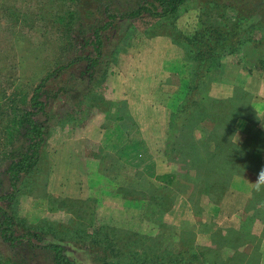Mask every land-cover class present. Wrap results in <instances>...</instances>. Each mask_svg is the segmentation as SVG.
<instances>
[{"label": "rangeland", "instance_id": "374dc122", "mask_svg": "<svg viewBox=\"0 0 264 264\" xmlns=\"http://www.w3.org/2000/svg\"><path fill=\"white\" fill-rule=\"evenodd\" d=\"M145 1L148 0H0V116L3 110L8 114L4 117L5 121L11 119L10 115L13 112L7 103L12 96L16 99L20 109H29V100L34 88L45 76L58 67L74 60L80 54L90 53L91 56H96L93 45L95 29L108 21L111 15L128 12L136 8L138 3ZM207 2L208 0H188L181 7L179 14L171 19V22L143 16L136 19H119L117 20L119 23L117 29L111 25L110 28L104 30L103 37L111 35L112 40H106L100 59V63H102H99L98 66L103 67L106 60L109 59L112 72L107 75V79L103 83L105 87H96V91L101 92L109 99L111 95H115L113 92L119 93L126 83H129L126 85H129L130 88L140 90L139 86L132 83L142 80L141 77L146 75L147 79H144L141 84L145 85L149 82L153 84L147 93L156 94L157 102L164 107H168L170 104L176 109L179 104L188 103V99L191 98V96L185 97L189 85L193 84L195 74L207 83L205 86L197 83L192 85L193 93L198 90L202 92L200 97L207 93L210 99L225 100L247 90L251 100L243 105L241 109L243 117L236 118L234 123L236 130L231 136L237 144L247 143L256 130L261 129L264 132V72L251 67L244 60L240 61L242 57L239 55L225 54L219 58L221 62L219 66L210 70L209 74H205L204 68L196 69L198 65L191 60V54L198 55L200 51L202 54L207 48V44L204 43L213 44L212 38L206 39L207 37H205L192 51L187 41H174L171 35L162 32L170 30L173 21L174 26L180 32L191 38L198 37L199 34L207 35L210 33V30L204 32L207 28L204 23L206 10L204 6ZM257 5L264 7V0L258 1ZM195 9H199L198 17L192 11ZM122 34H124L123 42H119ZM260 34L257 33V37H260ZM107 52L111 53L107 54ZM205 60L206 58L200 60L199 64H204ZM86 64L85 61L81 62L82 68L86 67ZM97 68L93 67L90 73L84 74L83 78H85L86 84L83 85V91H91L93 86L102 84ZM78 74L79 68L77 64H74L70 70L66 71L65 77L70 81L71 77ZM167 84L170 85L166 86ZM70 85L75 87L74 84ZM82 90H80V94L75 93L74 90L66 98H60L55 105L53 115L50 113L45 119L49 145L47 167L44 172L36 174L33 176L34 178H27L25 185H21L18 197L12 204L5 200L0 201L1 206L10 212L14 211L16 215L26 220L27 226L22 224L23 227L19 226V230L39 229L44 237V243L64 244L66 252L75 260L76 264H95L93 257L97 251H100V248L89 241L90 234L95 232V225L100 222H108L125 228L141 229L146 227L148 219L152 218L151 215H147L149 203L160 202L154 195L157 194L163 196L162 199L168 204H171L174 198L172 207L161 215L164 222L175 229L187 231L188 237L193 234L195 244L202 248L216 244L222 245V242L225 244L230 228L244 233L250 232L251 220L244 216L247 203L235 226L219 224L213 215L208 216V223L200 228L193 227V223L189 220L181 225H175L167 221L165 216L173 208L177 196L173 197L171 192L159 189L163 185L156 179V176L154 180L129 181V173L125 167L118 164L119 161H116L115 158L108 159V162L111 163L112 170L118 172L115 177L118 182L112 178L113 175L109 177L94 173L96 168L89 163L87 150H93L96 155L100 152V146L105 144L103 139L107 134L106 128L99 127L97 122L101 123L103 120H100V116L106 113L100 108L93 109L91 115L85 113L89 105L86 106L84 103L86 97ZM167 92L173 94L167 96ZM81 94H83L82 99ZM173 97L177 98V103L174 101L168 103L167 99H173ZM220 106L223 107L224 104L220 103L216 107L210 106L212 108L205 112L218 110ZM229 108L227 106L225 109L229 110ZM173 110L164 111L169 122ZM16 113L21 114L22 111H16ZM85 116H89V118H85ZM251 119L255 121L253 122ZM0 120L3 121V117ZM203 121L205 126L196 130L199 138H204L207 128L214 125L209 117ZM186 123L187 120L178 119V128H174L172 131L181 137L183 135L181 128ZM227 124L231 126L229 123ZM0 125L2 124L0 123ZM2 130L3 128L0 126V195L10 192L7 167L11 162L12 155L23 150L26 144L23 128L19 131L20 133L15 134L14 144L1 143L5 137ZM216 130L225 131L223 127L221 129V126ZM226 130L228 132L229 128ZM262 135L264 137V133ZM71 147L77 155L76 162L78 163L75 167L72 166L73 156L68 152ZM164 158L166 160L165 156ZM262 168H264V151L261 165L257 166L256 170L260 171ZM73 171L80 175L83 172L84 181L81 176L78 181H74ZM256 174H238L233 177L232 181L235 178L249 179L250 185L253 186L257 179ZM126 183H134V187H129V185H125ZM155 186L158 189L154 188ZM253 189L249 193V198L253 195ZM127 193L135 194L138 200H131V195L129 194V196ZM227 193L221 199L217 198L216 201L210 199L209 196H200L199 202L196 201V205H191L196 218L200 217L208 208L202 206V199L221 204ZM50 196L53 197L50 198ZM142 197L151 199L146 200ZM63 198L77 199L80 202L68 201L67 204H62L60 200ZM257 201L252 199L249 201L252 208L247 212L253 213V206ZM52 204L60 207L50 209ZM208 204L206 205L208 206ZM259 207L260 209L264 208V203ZM1 218L0 214V220ZM71 221L78 223L76 225L81 230V234L78 235L69 229L67 240H61L59 236L51 233L53 229L47 228L48 224L51 225L49 222L69 224ZM80 223H84V225ZM39 224L42 226L37 228ZM200 231L203 233L202 237L198 235ZM252 232L256 237L250 236L252 240L249 241V238L244 235V238H241L240 244L242 245L238 252L226 257L228 264L229 259L234 255H237L240 264H261L264 255V223L260 219L255 221ZM61 235L65 236L63 233ZM220 236H224V238L226 236V238L219 241L218 237L220 238ZM249 250L251 252L248 253ZM240 253L247 254L248 257L246 258V255L241 257ZM0 256L14 261L22 260L24 264H52L51 252L32 250L25 244L14 247L5 242L1 234ZM239 260L243 261L239 262Z\"/></svg>", "mask_w": 264, "mask_h": 264}, {"label": "trees", "instance_id": "16d2710c", "mask_svg": "<svg viewBox=\"0 0 264 264\" xmlns=\"http://www.w3.org/2000/svg\"><path fill=\"white\" fill-rule=\"evenodd\" d=\"M187 1L148 0L138 3L136 8L128 12L111 15L108 21L95 29L93 45L96 56H91L90 53L80 54L74 60L63 64L45 76L34 88L29 100V109H20L14 96L9 99L7 106L11 108V112L14 114L11 113V119L5 121L4 117L8 114L2 110L0 118L3 117V121L0 120L2 124L0 126L3 128L2 132L5 137L1 143L14 144L15 134L23 128L26 144L23 150L11 157V162L7 167L11 190L4 195H0V201L5 200L12 204L18 197L21 185H25L26 179L44 172L47 167L46 159L48 158L49 145L45 119L48 118L50 113L53 115L55 105H57L56 103L60 98H66L74 90L77 94L81 93L80 90L86 84V80L83 78L84 74L90 73L93 67H98L96 70L101 76L102 84L93 86L91 91L82 90L84 97H86L84 103L86 106L89 105L88 108L86 107L85 113L91 115L93 109L98 108L107 113L113 106L114 101L96 91V87H105L103 83L107 79V75L112 72L109 59L106 60L103 67L98 66L104 52L106 40H112L111 35L103 37L102 32L110 28L111 25L117 29L119 27L117 20L119 19H136L150 16L171 22V19L179 14L181 7ZM258 1L260 0H208L204 6L206 9L204 23L207 26L204 32L210 30L207 35L199 34L198 37L191 38L180 32L174 26L173 21L170 30L162 32L171 35L174 41H187L192 51L198 47V42L205 39V37H207L206 39L212 38L214 40L213 44L204 43L207 44V48L202 54L201 51L198 55L191 54V60L198 65L196 69L199 67L204 68L205 74H209L210 70L219 66L221 63L219 58L225 54L239 55L242 57L240 61L244 60L251 67L264 72V7H258ZM257 33H261L260 37H257ZM123 38L124 34H122L119 42H123ZM205 58L204 64H199L201 63L200 60ZM83 61L87 64L86 67L82 68L81 62ZM74 64H77L79 74L71 77L69 81L65 77L66 71L70 70V67ZM198 77L195 74L193 84L189 85L185 97L189 98L191 96L188 103L179 104L170 116L169 132L163 154L167 161L177 165V169L173 173L158 174L156 176V179L163 185L159 189L162 188L171 192L173 197L176 193L189 195L192 206L196 205V201L199 202L200 196H209L210 199L215 201L218 200L217 198L221 199L227 193L235 175H250L251 173H257L256 175H258L259 171L256 170V167L261 165L264 151V137L262 135L264 132L261 129L256 130L247 143L237 144L231 137L236 130L234 124L236 118L243 117L241 110L243 105L251 100L248 91L239 92L237 95L225 100L210 99L207 93L200 97L202 92L198 90L195 92L196 94L193 93L192 85L197 83L205 86L207 83L201 77ZM70 84H74L75 87ZM83 94H81V99ZM81 99L80 103L82 102ZM220 103L224 106H220L218 110L205 112ZM227 106L230 107L229 110L225 109ZM16 111H22V113L17 114ZM206 117H209L214 125L207 128L204 138H199L196 130L205 126L203 120ZM85 118H89V116H85ZM178 119L187 120V123L181 128V131L183 130L181 137L172 131L174 128H178ZM251 121L254 122L255 120L251 119ZM227 123L231 126H228ZM220 126L225 131L216 130ZM226 127L229 128L228 132ZM129 194L127 193V195ZM130 195L131 200H138L135 194ZM154 195L157 196L155 197L160 202H157V204L149 203L147 215H151L152 218L148 219L146 227L141 229L125 228L108 222H100L95 225L94 234L89 236V241L100 248V251H97L93 257L95 264H228L226 257L238 252L242 245L240 244L241 238H244V235L249 238V241L252 240L251 237H256L252 232L255 221L260 219L264 223V208L260 209L259 207L264 203V191L256 192L253 189V195L245 202L247 204L244 209V216L252 223L249 224L251 225L250 232L244 233L230 228L228 237L225 236L227 239L225 244L222 242V245L216 244L215 246L202 248L195 244L193 234L188 237L186 235L188 234L187 231L170 227L161 218V215L172 207L174 198L171 204H168L162 199L163 196ZM52 197L50 196V198ZM142 198L151 199L150 197ZM251 199L258 201L253 206V213L250 214L247 211L252 208L249 205ZM68 201L80 202L77 199L68 200V198L60 200L62 204H67ZM57 207L58 205L52 204L50 209ZM0 214L2 216L0 234L9 245L20 247L25 244L32 250L51 252L52 264H76L75 260L66 252L64 244L43 242L44 237L37 229L42 224L38 225L37 230L27 229L21 231L19 226H22V224L25 227L27 226L24 218L16 215L14 211L10 212L1 205ZM73 221L70 222L71 224H61L59 222H49L51 225L45 222V224H48L47 228L53 229L51 233L59 236L61 240H67L66 236H68L69 229L78 235L81 234V230L76 225L78 223H73ZM80 224L84 225V223ZM61 233L65 236H62ZM225 238L220 236L218 240L221 241ZM240 255L241 257L245 255L246 258L248 257L244 253H240ZM233 258L229 259V264H240L237 255H234ZM242 261L239 260V262ZM0 264H24V262L22 260L5 259L0 256Z\"/></svg>", "mask_w": 264, "mask_h": 264}, {"label": "crops", "instance_id": "0c3cea01", "mask_svg": "<svg viewBox=\"0 0 264 264\" xmlns=\"http://www.w3.org/2000/svg\"><path fill=\"white\" fill-rule=\"evenodd\" d=\"M141 79L132 83L139 86L140 90L130 88L129 85H126L129 83H126L119 93L113 92L114 96L109 94L111 95L109 99L114 101V104L105 115L100 116V120L103 121L97 122L99 127L106 128L107 134L103 139L105 144L99 148L101 154L98 152L95 155L93 150H87L89 163L96 168L94 173L109 177L113 175L112 178L116 182H118L115 178L118 172L112 170L111 163L108 162V159L111 158H115L116 161H119V165L125 167L129 173V181L154 180L158 174L173 173L177 169V165L165 160L163 155L169 127V118L164 114V111H172L175 107L170 104L168 107H164L158 103L156 94L147 93L153 84L151 82L145 85L141 84L144 79H147L146 75ZM172 94L167 92L166 95ZM167 100L168 103L172 101L177 103L176 97ZM68 152L73 156L72 166H77V155L73 147ZM96 156H98L97 159ZM80 176L84 181L83 172L82 175L74 172L73 180L78 181ZM134 183L125 185L134 187ZM251 189L253 186L250 185L249 179L235 178L221 204L202 199V206L208 208L197 218L191 209L189 195L177 193L173 208L166 214L165 219L175 225H181L189 220L193 223V227L200 228L208 223V216L213 215L217 219V223L235 226L239 221V216L243 213V207L249 198ZM202 234L200 231L198 235L202 237ZM205 236L207 237V235ZM261 264H264V255Z\"/></svg>", "mask_w": 264, "mask_h": 264}, {"label": "clouds", "instance_id": "9594fccd", "mask_svg": "<svg viewBox=\"0 0 264 264\" xmlns=\"http://www.w3.org/2000/svg\"><path fill=\"white\" fill-rule=\"evenodd\" d=\"M192 11H194V14L198 17L199 9H195ZM253 187L256 192L264 191V168L259 171Z\"/></svg>", "mask_w": 264, "mask_h": 264}]
</instances>
